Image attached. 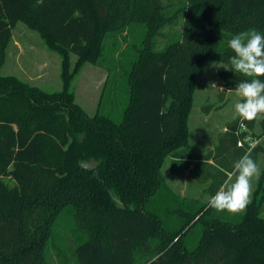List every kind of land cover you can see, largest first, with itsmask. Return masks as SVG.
<instances>
[{
  "label": "trees",
  "instance_id": "16d2710c",
  "mask_svg": "<svg viewBox=\"0 0 264 264\" xmlns=\"http://www.w3.org/2000/svg\"><path fill=\"white\" fill-rule=\"evenodd\" d=\"M167 8L163 0H0V264H72L60 231L70 223L74 264H264L261 202L236 214L194 207L162 172L169 160L172 174L211 180L212 196L245 152L257 163L263 146L248 150L239 140L255 136L258 118L229 121L216 153L204 157L188 123L207 60L219 63L224 91L244 79L225 69L228 40L264 32V0H185L181 31L157 49L178 16ZM19 22L61 55V90L1 73ZM139 23L146 33L131 59L122 118L100 108L90 115L73 77L105 59L109 32ZM242 122L248 129L240 131Z\"/></svg>",
  "mask_w": 264,
  "mask_h": 264
},
{
  "label": "rangeland",
  "instance_id": "374dc122",
  "mask_svg": "<svg viewBox=\"0 0 264 264\" xmlns=\"http://www.w3.org/2000/svg\"><path fill=\"white\" fill-rule=\"evenodd\" d=\"M163 1L168 6V14L177 12L178 16L176 23L166 25L156 37L157 49H163L175 39L171 38V40L170 35L181 31L184 18L183 11L178 9L185 0ZM145 33L146 26L143 23L133 24L126 31L109 32L104 41L105 59L98 65L85 63L73 77L72 89L76 101L90 115L100 108L101 112L111 115L116 120L122 118L129 99L128 72L131 68V59L134 58L136 46L140 45ZM76 60L77 56L74 55L73 63ZM110 66L113 68L112 71L109 70ZM218 66L219 63L214 60H207L204 63L202 74L197 81L194 104L189 117L190 144L200 157H204L210 150L216 153L219 147L218 135L226 124L236 117L234 104L239 98L234 91H224L222 80L217 73ZM1 73L16 75L50 92L62 89L61 55L50 49L42 36L24 22H19L13 29L12 40L8 46L6 62ZM256 126L255 136L264 146V117H258ZM168 164L169 160L166 161L162 172L172 191L185 198L191 206L206 205V210L210 208L208 200L211 197L209 190L211 180L200 182L191 171L172 174ZM257 164L261 169V175L259 179L253 180L250 203L261 202V215L264 217V154H261ZM69 225L70 230H67L65 225L60 231L64 240L63 248L74 264L71 256L75 245V234L71 231L74 224ZM64 233H66L65 236ZM58 264L61 263L58 262Z\"/></svg>",
  "mask_w": 264,
  "mask_h": 264
},
{
  "label": "clouds",
  "instance_id": "9594fccd",
  "mask_svg": "<svg viewBox=\"0 0 264 264\" xmlns=\"http://www.w3.org/2000/svg\"><path fill=\"white\" fill-rule=\"evenodd\" d=\"M228 48L232 55L225 69L244 77L234 88L239 98L234 104L236 116L242 121L264 117V32L250 28L233 34ZM260 175L259 165L250 152H245L233 163L225 183L209 198L208 206L217 212L236 214L243 211L251 202L253 180Z\"/></svg>",
  "mask_w": 264,
  "mask_h": 264
},
{
  "label": "built area",
  "instance_id": "2783aa9c",
  "mask_svg": "<svg viewBox=\"0 0 264 264\" xmlns=\"http://www.w3.org/2000/svg\"><path fill=\"white\" fill-rule=\"evenodd\" d=\"M246 129H248L247 128V125L244 122H242L241 123L240 131H244ZM246 143L249 144L248 150H251L254 146H256L257 144H259L260 142L258 141V137L247 134V135H245L244 137H242L239 140V145L240 146H245Z\"/></svg>",
  "mask_w": 264,
  "mask_h": 264
},
{
  "label": "crops",
  "instance_id": "0c3cea01",
  "mask_svg": "<svg viewBox=\"0 0 264 264\" xmlns=\"http://www.w3.org/2000/svg\"><path fill=\"white\" fill-rule=\"evenodd\" d=\"M223 89H224V86H223ZM228 91H233V90H227V92ZM257 123H258V119H257V122H256V125H257ZM257 128V126L255 127V129ZM226 129H227V125L224 127V129H223V131L218 135V140H219V137H220V135H222V133H224L225 131H226ZM262 145V144H261ZM263 146V145H262ZM263 149H264V146H263ZM261 154H264V150L261 152ZM261 154L259 155V158H258V160L260 159V156H261ZM212 162V161H211ZM258 162V161H257Z\"/></svg>",
  "mask_w": 264,
  "mask_h": 264
}]
</instances>
